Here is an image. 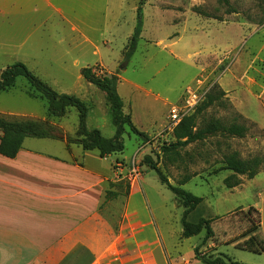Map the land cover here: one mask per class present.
<instances>
[{
	"label": "rangeland",
	"instance_id": "obj_1",
	"mask_svg": "<svg viewBox=\"0 0 264 264\" xmlns=\"http://www.w3.org/2000/svg\"><path fill=\"white\" fill-rule=\"evenodd\" d=\"M50 2L53 7L45 0H0V71L20 62L56 92L76 96L89 107L87 129L98 124L105 138L113 136L114 127L103 106L104 94L80 71L90 67L98 75L118 79L124 111L146 138L125 127L124 150L110 157L115 160L116 187L109 188L117 192V200L111 202L115 215L117 209L123 212L132 192L143 199L162 233L182 230L183 208L143 163L150 156L171 185L204 198L188 216L189 222L228 212L226 220L211 226L214 245L228 239V244L219 246V254L243 264H264V161L252 179L231 178L240 183L232 189L223 184L230 171L212 174L221 167L225 153L236 152L242 159L264 157V0H125L120 11L118 0ZM138 7L141 32L127 58ZM67 14H73L75 30L64 20V16L70 19ZM196 81L204 95L198 107L213 87L225 93L226 107L216 102L204 116L233 120L245 125L247 132L243 138H212L188 145L180 151L182 158L170 165L160 151L173 141L168 113ZM29 93L25 81L18 78L12 89L0 94V116L45 119L43 102ZM59 121L62 132L75 134L74 109ZM52 145L61 144L56 140ZM133 169L140 179L132 185ZM189 176L194 177L189 180ZM105 213L113 214L107 207ZM203 236L202 232L184 240L181 247L187 256ZM209 241L200 252L214 251Z\"/></svg>",
	"mask_w": 264,
	"mask_h": 264
},
{
	"label": "crops",
	"instance_id": "obj_2",
	"mask_svg": "<svg viewBox=\"0 0 264 264\" xmlns=\"http://www.w3.org/2000/svg\"><path fill=\"white\" fill-rule=\"evenodd\" d=\"M124 1L118 0V11ZM64 20L76 29L73 14ZM54 142L27 138L13 158L0 155V264H201L184 253L181 230L162 233L136 194L130 192L115 215L117 197L106 200L107 183L116 178L111 155ZM228 215L206 219L212 226ZM226 244L210 240V254Z\"/></svg>",
	"mask_w": 264,
	"mask_h": 264
},
{
	"label": "trees",
	"instance_id": "obj_3",
	"mask_svg": "<svg viewBox=\"0 0 264 264\" xmlns=\"http://www.w3.org/2000/svg\"><path fill=\"white\" fill-rule=\"evenodd\" d=\"M140 32L141 11L138 7L136 25L128 45L127 58L135 51ZM80 74L88 83L104 94L107 113L114 127L113 136L105 138L99 129H87L89 107L82 100L73 95L56 92L35 76L23 63L16 62L0 71V94L12 89L18 78H22L28 87L30 96L43 102L46 108V118L8 120L0 116V155L13 158L22 148L24 140L32 138L62 141L67 146L76 145L83 151H97L99 156L104 158L123 152L122 135L125 127L138 138L145 140V134L135 127L131 116L124 111V102L117 91L118 79L113 76L98 75L90 67L82 68ZM224 96L225 93L217 87H213L202 105L197 107L192 114L184 117L173 128V141L163 144L160 149L166 162L170 165L175 164L178 159L182 158L180 151L188 145L204 143L212 138H243L246 135L247 127L245 125L238 124L233 120L225 122L218 118L204 116L205 110L216 102L226 107L225 102L222 101ZM70 109L77 112V129L73 136L62 132L57 125V122L64 118ZM263 161L264 157L254 156L250 159H242L236 152L225 153L220 161L221 167L213 169L212 174L216 175L222 170L230 171L231 176L225 178L223 184L226 188L232 189L240 183L238 180L232 182L231 178L245 176L247 179H252L259 172ZM143 163L155 171L160 184L173 194L178 205L183 208L180 220L181 238L187 239L204 233L201 242L193 248L194 259L201 264H243L224 254L212 255L200 252L201 247L214 237L211 227L213 219L199 218L196 222L188 221V216L196 210L202 202V198L171 185L150 156H145ZM184 171L186 170L184 169ZM185 182L184 180L180 184ZM107 186L106 200L116 198L117 192L109 190V188H115L116 184L108 182ZM127 190L128 184H126V192Z\"/></svg>",
	"mask_w": 264,
	"mask_h": 264
},
{
	"label": "built area",
	"instance_id": "obj_4",
	"mask_svg": "<svg viewBox=\"0 0 264 264\" xmlns=\"http://www.w3.org/2000/svg\"><path fill=\"white\" fill-rule=\"evenodd\" d=\"M203 94L200 92L199 82L196 81L193 88H188L185 91V95L182 98L181 102L171 106L168 113V123L167 129L172 131L173 128L184 118L192 114L195 109L198 107L199 103L203 98ZM130 176V182L133 185L138 182L140 179V173L133 169Z\"/></svg>",
	"mask_w": 264,
	"mask_h": 264
}]
</instances>
